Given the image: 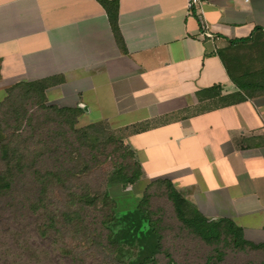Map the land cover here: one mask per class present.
Returning <instances> with one entry per match:
<instances>
[{
	"label": "crops",
	"instance_id": "1",
	"mask_svg": "<svg viewBox=\"0 0 264 264\" xmlns=\"http://www.w3.org/2000/svg\"><path fill=\"white\" fill-rule=\"evenodd\" d=\"M116 1L120 44L98 0H0V100L60 76L46 98L83 109L78 124L136 129L126 143L142 179L169 180L264 243V95L233 102L220 56L264 33V0H207L193 15L186 0Z\"/></svg>",
	"mask_w": 264,
	"mask_h": 264
},
{
	"label": "trees",
	"instance_id": "2",
	"mask_svg": "<svg viewBox=\"0 0 264 264\" xmlns=\"http://www.w3.org/2000/svg\"><path fill=\"white\" fill-rule=\"evenodd\" d=\"M98 1L120 44L117 1ZM241 46L256 54L233 52ZM231 49L228 59L220 56L241 92L232 101L264 95V33L231 41ZM61 81L60 76L20 81L8 86L0 100V234L7 217L29 219V232L16 228L8 234L12 254L0 253V264H176L163 244L167 223L150 203L153 187L170 203L178 230L218 256L223 249L264 254V243L245 240L230 219L204 217L166 179L150 181L133 209L118 211L109 189L133 187L143 176L125 141L136 129H112L103 121L77 127L83 109L46 98V91ZM107 161L111 169L104 172L99 167ZM91 176H99L101 185L94 186ZM160 254L165 263H159Z\"/></svg>",
	"mask_w": 264,
	"mask_h": 264
},
{
	"label": "rangeland",
	"instance_id": "3",
	"mask_svg": "<svg viewBox=\"0 0 264 264\" xmlns=\"http://www.w3.org/2000/svg\"><path fill=\"white\" fill-rule=\"evenodd\" d=\"M250 50H252V48L241 46L235 47L233 52L248 55L251 53ZM253 52L256 54V51ZM77 127L83 126L77 124ZM99 169L107 172L111 169L110 162H105L101 165V167H99ZM90 180L92 184H95L94 186L101 185L102 182L99 180V176H97V178H95V176H91ZM149 182L147 180L140 179L133 187L131 185L124 184L110 188L109 191L111 197L117 201L118 211L124 212L133 209L137 205L145 186ZM150 192L152 194L150 199L152 209H160L163 219L167 223L163 239L164 247L176 264H259L264 261V254L261 251L254 250L235 252L230 249H223L221 250V256H218L215 250L210 246L192 238L185 231H179L177 228V222L173 218L170 203L166 197L162 192H159V190L154 191V187ZM14 215L17 216L15 213ZM28 221L29 219L27 222H21L20 219H17V217L16 220H13L12 217H7L2 220L1 226H4L5 231H2L0 234V253L3 252L6 255L7 252L8 254L6 256L12 254L11 249L14 242L8 234L11 231L14 232L16 228H21L22 230L29 232ZM166 259L167 258L164 254H160L158 256L159 263H165Z\"/></svg>",
	"mask_w": 264,
	"mask_h": 264
},
{
	"label": "built area",
	"instance_id": "4",
	"mask_svg": "<svg viewBox=\"0 0 264 264\" xmlns=\"http://www.w3.org/2000/svg\"><path fill=\"white\" fill-rule=\"evenodd\" d=\"M207 0H186V11L188 15L196 14L201 5ZM248 1V0H244ZM203 27L206 28V24L203 22Z\"/></svg>",
	"mask_w": 264,
	"mask_h": 264
}]
</instances>
